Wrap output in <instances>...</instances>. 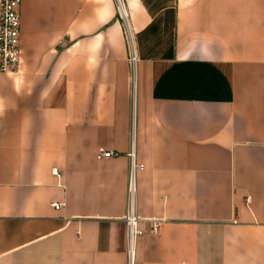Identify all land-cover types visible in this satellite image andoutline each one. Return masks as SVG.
Returning <instances> with one entry per match:
<instances>
[{"label":"crops","instance_id":"1","mask_svg":"<svg viewBox=\"0 0 264 264\" xmlns=\"http://www.w3.org/2000/svg\"><path fill=\"white\" fill-rule=\"evenodd\" d=\"M122 4L135 66L117 0H21L0 264H129L132 158L136 212L160 222L130 264H264V0Z\"/></svg>","mask_w":264,"mask_h":264},{"label":"built area","instance_id":"2","mask_svg":"<svg viewBox=\"0 0 264 264\" xmlns=\"http://www.w3.org/2000/svg\"><path fill=\"white\" fill-rule=\"evenodd\" d=\"M118 1V9L121 16V23L128 45V59L132 66H135L137 60V52L133 40V33L129 23V13L122 4V0ZM21 0H0V71H16L20 62V17L19 6ZM117 154L112 149L99 147L96 152L97 158L107 157ZM142 162L135 161L132 158L129 167L128 182V202L127 209L124 214V220L127 228L128 239V255L129 264L133 256V244L135 239L144 234L146 231L155 232L158 229L160 219L153 216H140L135 209V192L136 184L134 173L137 168H143ZM55 170V169H54ZM56 171V170H55ZM61 203H54L55 207H59Z\"/></svg>","mask_w":264,"mask_h":264}]
</instances>
